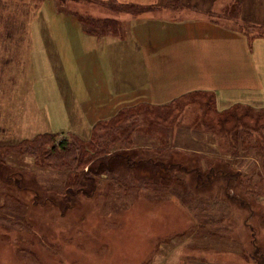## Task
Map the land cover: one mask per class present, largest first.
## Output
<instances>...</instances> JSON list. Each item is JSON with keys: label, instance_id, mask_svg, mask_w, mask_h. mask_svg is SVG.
<instances>
[{"label": "rangeland", "instance_id": "374dc122", "mask_svg": "<svg viewBox=\"0 0 264 264\" xmlns=\"http://www.w3.org/2000/svg\"><path fill=\"white\" fill-rule=\"evenodd\" d=\"M91 1L70 8L0 0V264H264V54L261 75L245 76L260 80L245 94L255 105L225 108L224 53H194L190 64L176 60L177 68L162 56L138 59L140 46L166 47L149 41L176 34L165 25L182 26L166 20L190 13L115 14L109 7L158 0ZM73 12L115 18L120 28L100 36L73 30L66 23L79 25ZM211 24L196 23L195 31L190 24L188 35L224 39V21ZM235 30L264 37L259 25ZM59 39L115 42L105 50L111 92L101 85L78 100ZM117 114L109 152L129 157L112 158V173L95 176L90 197L75 191L68 198L63 181L74 173L48 168L30 147H39L38 156L50 149L45 133L85 139L87 125Z\"/></svg>", "mask_w": 264, "mask_h": 264}, {"label": "crops", "instance_id": "0c3cea01", "mask_svg": "<svg viewBox=\"0 0 264 264\" xmlns=\"http://www.w3.org/2000/svg\"><path fill=\"white\" fill-rule=\"evenodd\" d=\"M167 2L168 0H158V4L142 3L141 6H153L156 7L157 11H159L158 7H160V11H163L166 10L164 6ZM173 10L181 13H190V15L187 16L188 20L176 22L164 19L167 22L182 24V26L176 24L165 25L166 27H171L173 31H176L173 37L169 39L149 40L153 41V45H166L164 49L162 48L163 46L156 47L157 50L146 45L143 47L140 46V51H136L140 62L150 57L162 56L166 59L164 61H169V63L166 62L167 67L177 68L178 65L175 63L176 60H186L188 62V60L194 59V53L198 54L201 52L203 53V57H210L213 50H215L218 55L224 53V55L220 56H224V83L230 87V91L227 92L224 97V100L229 103L224 105V107L255 105L256 99L253 96H245V94L254 90L256 86L258 87L260 85V80L258 78L246 80L245 76L259 77L261 75L258 62L262 59V55L264 54V37H250L244 32H239L235 29H238L237 27L243 26L244 24L250 26L264 25V0H180V4L173 8ZM223 10L224 13L235 12L239 14L235 19L231 18V20H228L227 16L224 18V39H207V37H205V39H192L188 35L190 29L195 31L196 23L202 24L201 26L204 29L208 26L215 28L214 25L211 24L212 20L210 21V18L202 13H208V11L219 12ZM198 16L201 17L197 18ZM66 23L73 30L78 29V25ZM228 23H230L232 27H228ZM190 24L193 25V28L189 29ZM203 33L205 32L203 31ZM186 36L190 38L188 39ZM82 37L84 38V36ZM59 40L61 41V45H64L63 47L60 46L61 50L59 48L61 58L63 60L72 61L71 69L70 71L68 70L67 75L72 77V84L79 85L76 96L78 100H86L82 97L84 93H88L87 97L92 98L90 94L93 95V93L98 92L101 85L107 87L104 91L111 92V79L110 76L107 75V71L110 72V64L108 63L110 61V54L105 50L111 47L115 42L110 43L111 39ZM113 40L117 41L118 39ZM133 43L134 47L138 49L139 47L136 45L138 43ZM176 44H185L181 52L173 50V45ZM151 49H155L157 53H155V55H150L149 51ZM146 64L150 68H155L150 61ZM184 85H188L186 79L184 80ZM197 88L198 87L195 86V89ZM186 89L189 90L187 87L185 90ZM254 94L255 92L253 91L252 95ZM263 107L264 106H260L258 109ZM84 125L86 127V124ZM62 128L65 129L63 126ZM86 128L88 130L90 127L87 125Z\"/></svg>", "mask_w": 264, "mask_h": 264}, {"label": "trees", "instance_id": "16d2710c", "mask_svg": "<svg viewBox=\"0 0 264 264\" xmlns=\"http://www.w3.org/2000/svg\"><path fill=\"white\" fill-rule=\"evenodd\" d=\"M57 1H60L61 4L70 8L73 7V5L79 8L93 5L91 0H57ZM178 4H180V0H168V2L164 6L166 10H163V12L175 11L173 10V8L177 7ZM128 8L131 10V12H127ZM137 8H139L140 12L134 13L136 12ZM151 8L156 9V7L153 6L144 7L132 3L121 4V6L118 8L109 7L110 11L115 14L117 13L121 14L126 12L131 15L138 13H141L140 15H142L143 13L152 10ZM158 10L159 11L161 10L160 7H158ZM202 14L206 15L208 18L212 20L213 17H215L218 20L221 19L223 21H224V16L225 17L227 16V19L231 20V18L235 19L239 15L238 13L235 12L224 13V10L219 12L208 11V13H202ZM73 15H74L73 18H75V20L79 24L78 26L76 25L78 29L82 32L85 31L86 33L87 31H89V35L92 36H100L105 32H111L112 29L115 30L116 24H118L117 23L118 20L115 18H109V17L94 18L91 16L80 15L77 12H73ZM85 26L88 27L87 30L85 29ZM249 26L250 25L244 24L243 26H239L238 28L244 30ZM118 27L120 28V24H118ZM261 27H264V25H262ZM175 102L176 99L172 100L170 103L174 104ZM132 107H128V108H132ZM128 108L125 109L121 108L118 111V113L122 114L121 112L127 110ZM262 109H264V107ZM117 116L118 114L113 118V120L112 118H110L109 120L106 121L96 122L93 127L87 130V136L85 137V139H80L76 135H68L67 137L63 138V140H58L56 136H61V133H45V135L47 136H45L46 141L45 140L44 141L48 143L50 149H46L42 151V153H39V156L37 155V151L39 147H30L33 148L32 149L33 154L39 157L40 161L47 164L46 166L48 168L52 170H61L62 172L74 173L73 176L66 175V178L63 181V185H64L63 189L64 192L68 191V198L72 197L75 191H78L81 195L85 197L86 196L90 197L92 191L95 190V184H94L95 176L102 175L103 173L110 175L112 173L113 168H112V164L110 163L112 158L114 156L120 158L129 157L128 154L125 155L122 151L111 154L109 152L110 148L117 142L116 140L117 137H111V134L113 136L114 132L116 131L115 121L118 122L116 120ZM110 123L114 125H110ZM119 123H123V121H120ZM119 153H123V154H119ZM35 163L36 165H38V160H36ZM3 174H5V172L2 170L1 167L0 175ZM33 186L31 187V189H33ZM53 192L54 191L51 190L50 193L53 194ZM77 194L78 193H76V195ZM36 195L38 194L36 193L34 196ZM71 206H72V202H71ZM256 252L259 253L258 250H256Z\"/></svg>", "mask_w": 264, "mask_h": 264}, {"label": "bare ground", "instance_id": "6f19581e", "mask_svg": "<svg viewBox=\"0 0 264 264\" xmlns=\"http://www.w3.org/2000/svg\"><path fill=\"white\" fill-rule=\"evenodd\" d=\"M72 8V7H71ZM77 8V7H76ZM79 8V7H78Z\"/></svg>", "mask_w": 264, "mask_h": 264}]
</instances>
